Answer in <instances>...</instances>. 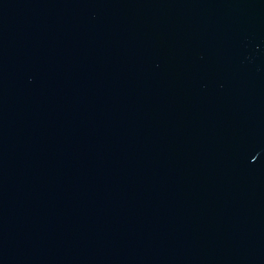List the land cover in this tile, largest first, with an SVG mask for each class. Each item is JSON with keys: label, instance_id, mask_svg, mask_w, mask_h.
I'll return each mask as SVG.
<instances>
[{"label": "water", "instance_id": "obj_1", "mask_svg": "<svg viewBox=\"0 0 264 264\" xmlns=\"http://www.w3.org/2000/svg\"><path fill=\"white\" fill-rule=\"evenodd\" d=\"M0 264H264V0H0Z\"/></svg>", "mask_w": 264, "mask_h": 264}]
</instances>
